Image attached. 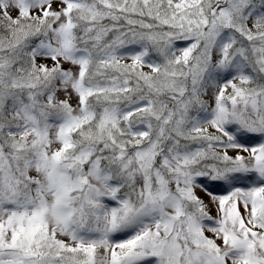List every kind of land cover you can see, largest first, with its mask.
Wrapping results in <instances>:
<instances>
[{
    "label": "snow or ice",
    "instance_id": "snow-or-ice-1",
    "mask_svg": "<svg viewBox=\"0 0 264 264\" xmlns=\"http://www.w3.org/2000/svg\"><path fill=\"white\" fill-rule=\"evenodd\" d=\"M0 264H264V0H0Z\"/></svg>",
    "mask_w": 264,
    "mask_h": 264
}]
</instances>
